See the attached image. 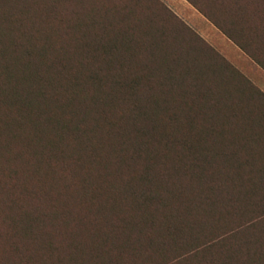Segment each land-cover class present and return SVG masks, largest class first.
<instances>
[{
	"label": "trees",
	"instance_id": "trees-1",
	"mask_svg": "<svg viewBox=\"0 0 264 264\" xmlns=\"http://www.w3.org/2000/svg\"><path fill=\"white\" fill-rule=\"evenodd\" d=\"M187 1L264 71V0ZM139 5L0 26V264H264V94Z\"/></svg>",
	"mask_w": 264,
	"mask_h": 264
},
{
	"label": "rangeland",
	"instance_id": "rangeland-1",
	"mask_svg": "<svg viewBox=\"0 0 264 264\" xmlns=\"http://www.w3.org/2000/svg\"><path fill=\"white\" fill-rule=\"evenodd\" d=\"M117 2L120 0H116ZM140 7L149 8L163 12V19L167 22L169 28L181 26L182 43L188 47L202 48L208 47L213 49L216 53L221 55L228 63L238 69L246 78L252 82L257 89L264 94V71L251 61L238 47H236L223 33H221L202 13L193 7L187 0H137ZM51 0H0V26L14 28H21L26 24L30 18L39 15L42 11L50 8ZM103 18L111 24V26H120L118 24L117 15L115 12L100 6ZM113 15H112V14ZM166 17V18H165ZM124 20L129 18L132 21V14L126 12L123 15ZM128 32L131 34V44H135L136 40L133 38V31L137 30L134 21L131 22ZM139 45L144 46L145 53L152 49V45H146L152 37L151 28H142ZM125 31V30H124ZM144 35V36H143ZM148 38V40H147ZM165 41V40H164ZM161 41L157 48H153L155 52V60H158L159 66H162L164 58H168L173 47L170 42ZM152 50V52H153ZM165 55V57L163 56ZM154 57H152L153 59ZM77 223L80 224L79 220ZM77 226H71V233L77 231ZM124 255V254H123ZM121 258V263L127 259V255ZM156 256L152 255L144 261L143 264H160L161 260L155 261ZM120 263V264H121ZM131 263V262H130ZM114 264H118V260L114 258ZM128 264V263H127Z\"/></svg>",
	"mask_w": 264,
	"mask_h": 264
}]
</instances>
